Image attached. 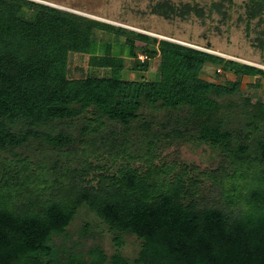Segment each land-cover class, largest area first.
Listing matches in <instances>:
<instances>
[{
	"label": "trees",
	"instance_id": "obj_1",
	"mask_svg": "<svg viewBox=\"0 0 264 264\" xmlns=\"http://www.w3.org/2000/svg\"><path fill=\"white\" fill-rule=\"evenodd\" d=\"M152 12L205 15L172 0ZM246 15L264 20V0H247ZM103 35L113 40L101 45ZM71 53L89 54L96 73L71 77ZM155 58L153 77L119 76L128 59L148 71ZM207 63L236 79L209 81ZM243 76L264 78V68L0 0V264H264V101L244 95ZM186 143L219 149L218 166L164 160ZM82 206L113 233V253L90 224L76 241L69 234ZM127 235L140 243L134 258L121 250Z\"/></svg>",
	"mask_w": 264,
	"mask_h": 264
},
{
	"label": "rangeland",
	"instance_id": "obj_2",
	"mask_svg": "<svg viewBox=\"0 0 264 264\" xmlns=\"http://www.w3.org/2000/svg\"><path fill=\"white\" fill-rule=\"evenodd\" d=\"M50 4L98 20L118 26L147 33L162 39H169L199 48L228 59L238 60L250 65L264 68V20L259 18L249 21L246 15L247 0H172L178 5H198L205 10L203 17L196 15L186 19H166L152 12V6L160 0H35ZM222 1L226 14L214 7L215 2ZM250 22V23H249ZM107 40H113L112 35H103L101 45ZM123 40V38H122ZM115 47V46H114ZM101 52V50H100ZM144 56V55H140ZM141 60L144 57H139ZM89 54H70V76L84 77L96 73L89 65ZM159 58L151 61L148 71H133L132 60H127V70L119 76L124 79H144L153 77L157 72ZM107 70H99L106 74ZM110 73V70H108ZM203 76L212 82L227 83L236 79V75L226 72L222 66L207 63ZM244 95L253 101H264V78L243 76L241 78ZM164 160L172 163L196 166L201 170L215 169L221 160L220 150L206 144L186 143L181 146L173 145L163 153ZM181 169V167H180ZM86 224L101 238L108 253L116 249L114 235L108 227L87 206H82L69 228V234L78 240L79 233ZM95 235L89 237L88 244L94 242ZM97 240V239H96ZM62 242V238H58ZM139 241L136 237L125 236L122 252L134 258L139 251Z\"/></svg>",
	"mask_w": 264,
	"mask_h": 264
},
{
	"label": "built area",
	"instance_id": "obj_3",
	"mask_svg": "<svg viewBox=\"0 0 264 264\" xmlns=\"http://www.w3.org/2000/svg\"><path fill=\"white\" fill-rule=\"evenodd\" d=\"M140 57H144V56H140ZM142 59H145V58H142Z\"/></svg>",
	"mask_w": 264,
	"mask_h": 264
}]
</instances>
